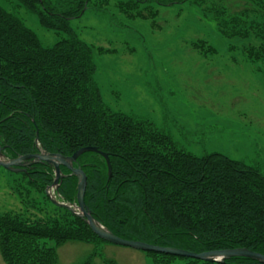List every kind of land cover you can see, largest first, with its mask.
Segmentation results:
<instances>
[{
	"label": "trees",
	"instance_id": "1",
	"mask_svg": "<svg viewBox=\"0 0 264 264\" xmlns=\"http://www.w3.org/2000/svg\"><path fill=\"white\" fill-rule=\"evenodd\" d=\"M19 1L43 27L68 35L45 46L33 29L0 4V145L11 156L36 152L38 145L66 156L88 145L108 152L110 179L106 159L98 152H84L74 167L87 175L84 198L92 214L121 238L194 252L247 247L264 254V178L257 169L223 153L197 156L179 149L167 134L104 102L95 79L94 46L77 36L70 20L86 6L106 10L110 1ZM148 2H188L221 35L247 39L243 51L264 63V0H120L118 8L144 18L143 3ZM194 44L203 53L216 51L204 39ZM32 168L28 174L12 172L18 175L15 192L24 211H0L5 264H57L58 248L68 241L95 247L110 243L85 218L50 199L46 189L54 181L52 165L37 162ZM61 170L65 176L58 193L76 202L78 176L66 166ZM41 199L57 216L38 205ZM96 249L75 264H93ZM145 252L152 264H264L246 256L207 261ZM105 262L120 264L112 258Z\"/></svg>",
	"mask_w": 264,
	"mask_h": 264
},
{
	"label": "rangeland",
	"instance_id": "2",
	"mask_svg": "<svg viewBox=\"0 0 264 264\" xmlns=\"http://www.w3.org/2000/svg\"><path fill=\"white\" fill-rule=\"evenodd\" d=\"M109 1L106 10L86 6L83 14L70 20L77 36L94 46L95 79L106 105L149 123L179 149L197 156L223 153L257 169L264 178V63L243 51L248 40L221 35L188 2L143 3L147 6L143 18L121 12L120 0ZM0 4L33 29L45 46L68 35L66 30L43 27L19 0ZM200 39L216 51L197 49L194 42ZM17 178L0 166L2 212L25 209L16 193ZM38 205L57 216L44 199ZM37 215L46 217L45 212ZM95 248L93 264H106L105 258L120 264H152L151 256L138 248L114 243L95 247L82 241L60 246L57 264L80 263ZM0 264H5L1 254Z\"/></svg>",
	"mask_w": 264,
	"mask_h": 264
},
{
	"label": "water",
	"instance_id": "3",
	"mask_svg": "<svg viewBox=\"0 0 264 264\" xmlns=\"http://www.w3.org/2000/svg\"><path fill=\"white\" fill-rule=\"evenodd\" d=\"M84 12V10H82ZM38 132L36 137V142L38 141ZM87 151L98 152L106 159L107 166H108V177L109 179L112 176V164L110 160V156L108 152L100 149L98 146L95 145H88L83 146L76 150L72 155L66 156L63 154H57L47 151H41L38 153L32 154H25L20 155L14 159H7L5 154L3 153V146L0 145V165L4 168L13 171V172H20L26 170L25 168L20 167H27L29 163H37V162H47L54 168V181L51 185L48 186V196L50 199L57 205L68 208L71 212L76 215H79L87 221L90 225L92 230L101 238L105 239L106 241L118 245H125L134 248H138L145 251H157V252H166L174 255L180 256H189L193 258H198L207 261H224L227 258L232 256H246L256 260H259L264 263V254L251 250L247 247H237V248H230V249H221V250H209L203 252H194L182 248L171 247V246H160L156 244H151L148 242H143L139 240H131L121 238L115 233H113L109 228L103 225L95 216L92 214V211L87 206L85 202V190L87 185V175L83 171V169L78 166L74 167V162L77 158ZM61 165L66 166L72 174L78 176V192H77V199L76 202H67L64 200H60L56 195L57 190L60 185V181L64 178L65 174L61 170ZM19 166V168H17ZM53 190L55 193H53Z\"/></svg>",
	"mask_w": 264,
	"mask_h": 264
},
{
	"label": "flooded vegetation",
	"instance_id": "4",
	"mask_svg": "<svg viewBox=\"0 0 264 264\" xmlns=\"http://www.w3.org/2000/svg\"><path fill=\"white\" fill-rule=\"evenodd\" d=\"M41 151H47L41 147H39L38 145V150L36 152H32V153H38V152H41ZM48 152V151H47ZM3 153L5 154L6 158L7 159H14V158H17L18 156L20 155H15V156H11L7 151H6V147L3 146ZM32 153H29V154H32ZM21 155H25V154H21ZM2 167V166H1ZM33 163H29V165H27V167H20V168H25L26 170H23V171H20V172H17V173H31L33 171ZM78 167V166H77ZM4 168V167H3ZM17 168H19V166H17ZM15 173V172H13Z\"/></svg>",
	"mask_w": 264,
	"mask_h": 264
}]
</instances>
